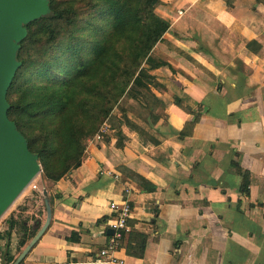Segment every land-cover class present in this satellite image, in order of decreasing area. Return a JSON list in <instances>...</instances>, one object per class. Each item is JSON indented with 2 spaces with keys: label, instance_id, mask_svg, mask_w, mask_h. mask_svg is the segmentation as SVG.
Returning a JSON list of instances; mask_svg holds the SVG:
<instances>
[{
  "label": "crops",
  "instance_id": "0c3cea01",
  "mask_svg": "<svg viewBox=\"0 0 264 264\" xmlns=\"http://www.w3.org/2000/svg\"><path fill=\"white\" fill-rule=\"evenodd\" d=\"M155 14L169 25L152 50L164 65L150 72L162 106L142 128L158 145L124 127L117 146L106 127L108 141L88 143L79 166L47 188L50 225L21 264H110L96 257L112 235L108 205L122 199L129 231L148 239L142 258L119 245L113 264H264V3L160 0ZM30 201L17 200L12 220L26 229L1 241L0 264L45 221Z\"/></svg>",
  "mask_w": 264,
  "mask_h": 264
},
{
  "label": "trees",
  "instance_id": "16d2710c",
  "mask_svg": "<svg viewBox=\"0 0 264 264\" xmlns=\"http://www.w3.org/2000/svg\"><path fill=\"white\" fill-rule=\"evenodd\" d=\"M256 1L264 3V0ZM159 4L160 0H49V14L25 26L26 37L16 52L20 66L6 94L7 117L24 138L29 152L42 164L46 179L54 183L69 172L67 163L55 173L52 164L55 154L64 150L63 154L67 155L66 150H71L67 155L69 162L73 152L80 154L83 150L79 147L80 140L94 136L104 125L117 133V146H122V126L142 137L145 144L158 145L128 113L150 128L159 119L156 112L162 103L154 91L163 88L150 72L164 62L156 60L152 50L169 27L155 14ZM85 13L87 17L83 18ZM61 33L65 34L63 43L57 42ZM43 37L46 45L57 43L60 55L41 66L38 75L44 86H24L20 80L31 63L26 65L23 57L36 39ZM52 72L64 76V80L49 87L45 83ZM129 101L138 104L137 113L122 106ZM73 106L77 109L74 119L69 118L75 111L71 110ZM38 118L58 120V128L44 127L42 136L23 131L26 122ZM133 177L144 190H154L144 179ZM247 187L244 175L242 192L246 195ZM21 226L25 232V224ZM35 230L23 238L22 246L34 237ZM147 239L130 228L122 235L120 245L128 256L140 259ZM69 240L76 241L77 235L73 233Z\"/></svg>",
  "mask_w": 264,
  "mask_h": 264
},
{
  "label": "water",
  "instance_id": "95a60500",
  "mask_svg": "<svg viewBox=\"0 0 264 264\" xmlns=\"http://www.w3.org/2000/svg\"><path fill=\"white\" fill-rule=\"evenodd\" d=\"M48 14L49 0H0V217L40 172L37 157L7 117L6 94L20 66L16 52L26 37L25 26ZM42 196L45 221L12 264L22 263L50 225L52 212L46 190Z\"/></svg>",
  "mask_w": 264,
  "mask_h": 264
},
{
  "label": "rangeland",
  "instance_id": "374dc122",
  "mask_svg": "<svg viewBox=\"0 0 264 264\" xmlns=\"http://www.w3.org/2000/svg\"><path fill=\"white\" fill-rule=\"evenodd\" d=\"M87 17V13H85L83 15V18ZM34 29V28H33ZM64 33H61L60 36L57 39V42L63 43L64 42ZM41 40V42H40ZM57 44V43H56ZM46 45L44 43V37L41 38H37L36 42L31 45L29 47V49H27V53L24 55L23 59L26 60V65H28V63H31V66L28 67L24 73L23 76L21 78V82H24V86L27 85H35V86H44V81L42 80V78L39 77L38 72L41 68V66L43 65V63H48L50 60L57 58L60 55V49L57 45ZM156 60L158 61H162L160 60L158 57H155ZM163 62V61H162ZM25 65V68H26ZM64 80V76L54 73L52 72L49 75V79H48V83H45L47 86L49 87H54L57 86L59 83H61ZM122 106L127 109V110H132L134 113H137L139 111V106L137 103L135 102H127V103H123ZM75 111L71 114L70 113V117L74 119L75 114L77 113V109L73 106L71 110ZM118 110H115V114H117L118 116H120V114L118 113ZM128 116L130 119H132L134 122H136L137 124H139L141 127H144V123H142L140 120H138L136 118L135 115H133L131 112L128 113ZM68 118V119H69ZM58 120H55L53 118L51 119H42V118H38L36 120H32L29 122H26L25 125H23V131H25L26 133H31L32 135H44L43 131H44V127L48 128L49 130H54V128H58ZM79 127V126H78ZM84 127V126H81ZM125 126H122V128H124ZM103 128H106V126H102L99 131L94 135V136H87L84 139H81L79 142V147H80V154L79 153H75L73 152V157H76V160L72 161V159L69 158V162H68V157L67 155L71 153V150H66V154L64 155L63 152L64 150H61L59 153L55 154L54 156V160H52V164L54 165V167L56 168L55 173H57L58 171L61 170L62 167H66L67 163H68V168H69V172L67 174H69L71 171H73L76 168V165L79 161V164L82 160L84 151L86 149V146L88 145V143H92L95 141V136L101 132L102 133V138L101 141L103 142H107L108 138L107 132H102ZM126 128V127H125ZM107 133V134H106ZM113 133V132H112ZM116 138L118 139L117 133L114 132ZM113 135V134H112ZM40 136V137H41ZM39 137V141L41 140V138ZM142 142L144 141L142 137H138ZM124 142V139L122 137L121 139V144ZM39 147L41 146L42 141L39 142ZM123 145V144H122ZM65 158L67 162H65ZM75 166V167H74ZM39 167H40V172L36 175V177L33 179V181L28 185V187L18 196V198L12 203V205L8 208V210L0 217V245L2 246V248L4 247V243H2L1 241H3L5 238H9L10 234L12 232V229H16L17 231H21L22 230V223L23 221L20 219L17 220H12V211L14 209V207L17 205V200L23 196L27 197L28 199H30V205L34 203H38L39 207L36 209V205L33 209V212L35 214H31V216L33 217V219H36L35 215L38 214H43L44 213V202H43V198L41 196L40 193H34L32 194L31 192L33 191V185L38 187V189L41 190H47V188H49V185L53 183V181L46 179V177L44 176V172H43V166L41 163H39ZM66 174V175H67ZM65 175V176H66ZM130 176L133 177L132 174H130ZM37 215V216H38ZM23 231V230H22ZM26 234V233H25ZM7 242H9V240H7ZM22 242V239L20 240V246Z\"/></svg>",
  "mask_w": 264,
  "mask_h": 264
},
{
  "label": "built area",
  "instance_id": "2783aa9c",
  "mask_svg": "<svg viewBox=\"0 0 264 264\" xmlns=\"http://www.w3.org/2000/svg\"><path fill=\"white\" fill-rule=\"evenodd\" d=\"M102 132H106V128H103ZM102 133L99 132L95 136L96 141H101ZM115 181H120V177L117 174L113 175ZM33 192L43 194V190H39L38 187L32 186ZM43 198V196H42ZM109 210L112 213V219L110 223V229L112 230V235L108 238L107 245L99 251L96 257V262L104 263H116L115 259L111 257L113 253L120 245L122 235L129 231L128 221L132 213L131 206L126 199H122L121 202H111L109 203Z\"/></svg>",
  "mask_w": 264,
  "mask_h": 264
}]
</instances>
